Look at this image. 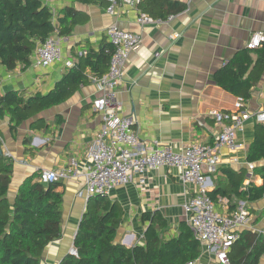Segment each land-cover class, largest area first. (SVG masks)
I'll return each instance as SVG.
<instances>
[{
    "label": "crops",
    "instance_id": "1",
    "mask_svg": "<svg viewBox=\"0 0 264 264\" xmlns=\"http://www.w3.org/2000/svg\"><path fill=\"white\" fill-rule=\"evenodd\" d=\"M178 1L183 2L185 8L175 13L171 20L144 25L136 20L141 11L138 5L121 4L122 11L111 14L101 1H49L55 11L63 5H71L77 11L69 34H54L59 39L61 59L46 67H34L30 63L26 67L17 65L12 70L0 68V93L7 89H20L24 97L35 92L45 93L72 64L74 54L97 46L103 39L108 40L105 28L116 23L122 29L139 32L142 37L139 47L130 53L123 65L124 76L116 94L121 114L131 116L134 121L138 149L148 151L155 146H166L179 152L195 141L212 143L221 125L209 111L234 110L240 99L216 84L213 74L238 49L246 48L252 31H264V0ZM156 52L160 55L155 56ZM251 55L254 60L257 58L255 51ZM68 60L69 65L66 64ZM96 95L89 79L66 100L36 115L41 119L36 127L30 125L33 119L24 120L14 135L9 130L8 118L0 117L2 153L8 152L13 160L8 189L10 199L22 179L34 171L66 165L70 158L78 162L80 169L87 165V149L101 123L100 115L91 106ZM241 102L248 112L264 108V63L259 79L250 89V96ZM254 122L246 120L237 132L238 147H220V163L211 175L210 190H218L219 186L228 190L227 177L222 171L226 167L240 170L243 184L261 183L254 168L247 167L249 160L246 159L247 148L254 137ZM252 162L264 164V160ZM243 170H246L244 176ZM178 173V168L162 165L143 175L135 173L131 180L110 190L108 196L122 209L116 240L127 246L143 242L146 224L140 215L144 211H160L170 233L176 231L180 221H187L183 204L193 193V186L183 184ZM61 183L62 233L43 250L40 264H58L68 253L85 209L87 196L83 191V178L68 177ZM236 199L227 193L221 195L218 190L215 208L220 214H226ZM245 203L250 214L245 228L264 230V194ZM193 264H216V261L212 252L202 249ZM258 264H264V253Z\"/></svg>",
    "mask_w": 264,
    "mask_h": 264
},
{
    "label": "trees",
    "instance_id": "2",
    "mask_svg": "<svg viewBox=\"0 0 264 264\" xmlns=\"http://www.w3.org/2000/svg\"><path fill=\"white\" fill-rule=\"evenodd\" d=\"M49 1L52 0H0V68L26 67L32 61L37 44L54 34H69L76 22V9L63 5L53 11ZM70 1H101L108 6L107 0ZM137 5L152 18L161 19L185 8L178 0H140ZM112 51V44L103 39L97 46L74 54L72 64L45 93L35 92L27 97L20 89L0 93V117L8 118L11 134L14 135L24 120L33 119L30 125L36 127L41 122L36 115L42 110L66 100L80 84L88 82L90 75L104 73ZM254 51L255 60L251 55ZM263 63L264 44L255 49H238L214 72V80L246 100L260 77ZM246 159L264 160V123L254 122V137L247 148ZM222 171L227 177L228 190L219 186V192L237 198L229 211L239 199L255 201L264 194V164L254 167L261 177L260 184L253 181L243 184L240 170L226 167ZM12 173V158L0 153V264H40L43 250L62 233V183L40 181L37 170L22 179L10 199L8 189ZM218 190L209 191L213 201ZM121 216L120 204L108 194L88 196L73 237L78 256L68 252L59 264H188L202 253L201 243L187 221H180L176 231L170 233L166 219L158 210L144 211L140 215L146 224L143 242L124 245L116 240ZM263 253L264 235L245 228L239 231L227 255L229 264H258Z\"/></svg>",
    "mask_w": 264,
    "mask_h": 264
},
{
    "label": "built area",
    "instance_id": "3",
    "mask_svg": "<svg viewBox=\"0 0 264 264\" xmlns=\"http://www.w3.org/2000/svg\"><path fill=\"white\" fill-rule=\"evenodd\" d=\"M139 1L107 0V12L120 13L121 4L136 7ZM172 17L173 14H170L165 20H171ZM136 20L142 25L164 21L161 18H152L145 11H139ZM105 35L112 44L113 51L107 70L99 76L89 77L97 91V95L91 100V106L93 111L100 115L101 123L87 149V165L80 169L78 162L70 158L66 165L41 169L38 179L51 182L68 177H81L83 191L88 197L98 193L108 194L113 187L131 180L135 173L143 175L146 171L162 165L176 167L179 169L178 175L182 183L193 186V193L183 204L193 235L200 241L203 250L213 253L216 264H229L227 252L238 238L239 231L248 227L250 214L244 200H238L231 211L220 214L209 195L212 187L211 175L220 163V147H238L237 132L248 119L264 123V108L248 112L242 108L243 99L239 97L234 110L209 111V115L221 125L212 143L195 141L179 152L166 146H155L148 151H140L138 133L133 127L134 121L131 116L121 114V104L116 94L124 76L123 65L130 53L139 47L142 37L139 32L122 29L116 23L107 25ZM263 43L264 31L254 30L249 34L245 46L253 49ZM159 55L160 52L155 53V56ZM61 57L59 39L51 35L36 45L31 65L46 67L59 61ZM70 63L69 60L66 62L68 65ZM5 155L8 156V152ZM254 166V162H247L250 170H253ZM256 231L264 235V230ZM68 252L78 256L73 246ZM193 263L194 261H191L188 264Z\"/></svg>",
    "mask_w": 264,
    "mask_h": 264
},
{
    "label": "water",
    "instance_id": "4",
    "mask_svg": "<svg viewBox=\"0 0 264 264\" xmlns=\"http://www.w3.org/2000/svg\"><path fill=\"white\" fill-rule=\"evenodd\" d=\"M0 153H2V149H1V139H0Z\"/></svg>",
    "mask_w": 264,
    "mask_h": 264
},
{
    "label": "rangeland",
    "instance_id": "5",
    "mask_svg": "<svg viewBox=\"0 0 264 264\" xmlns=\"http://www.w3.org/2000/svg\"><path fill=\"white\" fill-rule=\"evenodd\" d=\"M245 173H246V170H243V171H242L243 176L245 175Z\"/></svg>",
    "mask_w": 264,
    "mask_h": 264
}]
</instances>
